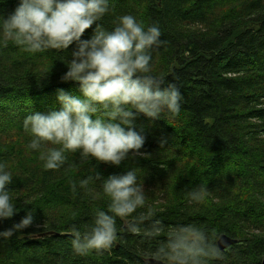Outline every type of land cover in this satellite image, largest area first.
Segmentation results:
<instances>
[{
  "label": "trees",
  "instance_id": "16d2710c",
  "mask_svg": "<svg viewBox=\"0 0 264 264\" xmlns=\"http://www.w3.org/2000/svg\"><path fill=\"white\" fill-rule=\"evenodd\" d=\"M17 5L18 0H0V16L6 18ZM124 14L160 28L163 43L150 51L152 72L174 82L183 100L175 116L136 113L134 123L146 136L142 155L120 167L66 151L62 169L44 168L41 153L27 147L31 137L23 118L59 110V90L80 95L78 83L62 80L67 71L62 59L71 58L75 45L32 53L0 39V162L13 174L8 189L17 206L13 217L0 221V231L18 223L26 211L33 215L29 227L0 239V264H147L157 241L130 230L135 217L146 211L150 220L166 226L200 225L216 245L221 235L237 240L219 250L212 264H261L264 0H110L100 23L110 30ZM94 27L81 39H89ZM162 137L168 139L163 146ZM129 168L145 187L146 208L131 218H117L118 239L111 248L74 254L71 227L83 230L95 211L108 210V199L73 194L72 183L96 172L125 174ZM99 184L91 187L98 192ZM199 186L205 189L203 197L190 204L188 193Z\"/></svg>",
  "mask_w": 264,
  "mask_h": 264
},
{
  "label": "clouds",
  "instance_id": "9594fccd",
  "mask_svg": "<svg viewBox=\"0 0 264 264\" xmlns=\"http://www.w3.org/2000/svg\"><path fill=\"white\" fill-rule=\"evenodd\" d=\"M109 10L110 0H18L11 14L0 16V39L26 51L61 52L75 45L71 58L62 59L67 67L62 80L78 83L80 95L59 90V110L30 113L22 122L31 137L27 147L41 153L47 170L62 169L66 151L120 167L122 162L142 155L139 150L146 136L144 128L138 130L134 123L136 113L157 118L161 114L175 116L181 110L180 89L152 72L150 51L163 43L160 28L156 24L145 27L135 16L124 14L109 30L100 23ZM93 25L90 38L81 39ZM159 142L163 146L168 139L162 137ZM46 144L59 147L45 149ZM12 181L8 165L0 162V221L17 213L15 198L8 189ZM96 181H100L98 192L91 187ZM71 191H83L91 199H108V210L95 211L83 230L71 227V249L76 255L111 248L118 239L117 218H131L146 208V190L134 168L106 177L96 172L73 182ZM204 191L203 186L190 190L189 203H198ZM151 215L146 211L136 216V224L130 226L131 231H143L147 238L157 241L149 262L212 264L219 258L215 241L200 225L166 226L158 219L150 220ZM146 220L147 227L141 229L139 225ZM32 223V211H26L18 223L0 231V239L11 238Z\"/></svg>",
  "mask_w": 264,
  "mask_h": 264
},
{
  "label": "water",
  "instance_id": "95a60500",
  "mask_svg": "<svg viewBox=\"0 0 264 264\" xmlns=\"http://www.w3.org/2000/svg\"><path fill=\"white\" fill-rule=\"evenodd\" d=\"M237 243V240L228 237L226 235H221L217 240V247L220 251H224L228 247ZM147 264H154V262H149L148 259L145 260ZM261 264H264V257L261 261Z\"/></svg>",
  "mask_w": 264,
  "mask_h": 264
}]
</instances>
